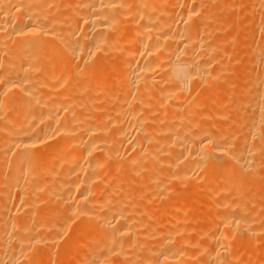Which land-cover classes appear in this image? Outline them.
<instances>
[{"label":"bare ground","instance_id":"6f19581e","mask_svg":"<svg viewBox=\"0 0 264 264\" xmlns=\"http://www.w3.org/2000/svg\"><path fill=\"white\" fill-rule=\"evenodd\" d=\"M205 1L189 0L188 8L182 4V9L174 10L175 5L172 10L165 2L158 7L152 3L154 0H0V264H45L37 251L41 247L43 253L45 245L49 260H55L53 253L59 251L54 244L59 248L61 244L56 241L68 230H72L71 238L61 248L81 249L85 238L88 246L90 243L84 248L86 251L82 249L76 264H201L203 260L207 264L256 263L252 253L256 252L257 243L264 241V226H257L261 220L256 217V212L260 213L256 207L251 206L254 214L244 209L247 202L243 193L249 192H244L245 187L260 191L259 194L264 191L261 181L255 177L258 185L254 184L253 176L250 177L264 166V17L263 24H257V37V32H252V48L245 46L244 52V71L252 73L257 69L252 66L258 67L246 81L241 100L245 107L253 103L254 114L243 116L237 127L238 123L231 124L237 122L238 115L229 122L210 115L203 121L200 118V127L193 125L197 117L194 111L198 109L188 97L226 72L224 59L232 55L237 41L236 32L218 36L222 10L217 9L216 13L212 9L215 7ZM114 33L122 35L123 40L115 41ZM243 35L250 36L245 32ZM257 41L259 50L253 48ZM116 59L120 64L113 68ZM113 71L121 78L118 84L111 79ZM234 83H228L232 87L229 96L236 92ZM218 87L209 91L221 97L225 92ZM217 100L221 103L220 98ZM187 101L192 105L191 111L194 108L192 113H196L194 120L190 113L181 114ZM155 105L158 110H153L159 114L152 117L153 110L146 107ZM193 126L200 129L189 132ZM236 136L244 137L241 145L236 143L239 147L233 144ZM181 166L184 169L180 170ZM149 168L160 172L148 179L157 187V194L169 190L166 179H190L195 184L209 176L222 178V182L215 179L207 185L208 191L218 195L229 191L232 196L227 200L220 199L221 194L220 198H211L209 204L215 210L205 223L200 221L202 216L196 219L198 212L196 217L188 212V201L181 203L187 209L179 207L176 211L165 209L167 205L153 207L150 202L137 208V199L147 187L141 181L139 188V178L146 174L142 170ZM230 169L235 175H229ZM133 170L137 174L141 170L142 176L137 177ZM195 186L199 188L198 184ZM126 187L133 190L123 194ZM43 191L49 202L59 198L56 201L62 204V208L54 205L59 207L56 210L43 209L44 206L39 209L46 210L44 214L49 216L54 213L50 218H41L53 222L38 223L49 222L46 226L57 230L46 233V238L41 235L43 229H39V234L32 230L34 226L38 229L37 225L32 229L30 225V219L36 217L31 211L41 205ZM29 212L31 218L27 217ZM145 215L147 219L141 223ZM163 216L169 220L167 224L162 219L165 225L155 227ZM148 220L157 221L154 228L148 226ZM192 220L215 228V232L205 236L200 248L196 246L203 242L194 244L189 233L187 238L179 239L185 231L198 227L193 222L195 226H189ZM145 226L147 230L140 232ZM235 236L239 242L233 246ZM89 238L96 240L92 244ZM185 243L196 248L189 244L188 248L183 247ZM127 248L137 251L132 254Z\"/></svg>","mask_w":264,"mask_h":264},{"label":"rangeland","instance_id":"374dc122","mask_svg":"<svg viewBox=\"0 0 264 264\" xmlns=\"http://www.w3.org/2000/svg\"><path fill=\"white\" fill-rule=\"evenodd\" d=\"M162 1V0H161ZM171 1V2H170ZM169 2L170 3H168L167 1L165 2V5H166V7L168 8V9H174L175 8V5H176V9H174V10H180V9H182L184 6H185V8H188L187 6H189L190 5V2H188L189 0H170ZM179 1V2H178ZM246 2V0H206L205 2L206 3H208L209 2V4H212V7L214 6L215 8H212L214 11H216L217 9V11H220V10H222L221 12H220V15L223 17L221 20H220V23L218 22L217 24L219 25H221V28H220V25L218 26L219 27V29H221L220 30V32H219V29H218V27H217V24H215L216 25V27H217V29H218V32H217V34H218V36L219 37H221L222 36V38H223V35L224 34H227V35H229V32H230V34H233V33H237L236 34V37H235V39L237 40H235L234 39V41H236L235 43H234V47L232 48V50H233V53H232V55H228V58H227V55H226V58L224 59L225 61H226V67H227V65H228V67H227V69H226V72H222L219 76H217L219 79H217V77L214 79L215 80V82L214 81H212L213 82V84L210 82V84L209 83H207V84H203L202 85V88H198V90H197V92L194 94V96L193 97H188V98H190V104L192 103L193 104V106H195L194 108L197 110V111H194V112H196V113H192V111L194 110V108H192V111H191V107H192V105H189V101H187L186 102V104H183V106H182V110L185 108V110H183V112L181 113V114H183V115H186V114H189L190 113V117L192 118V120H194V116L193 115H197V117L199 116V115H201V114H203V116H199V120H197L198 118L196 117V121L194 120V123H193V125H195V124H197V126H198V124L200 125V127H201V123H202V121L203 120H205L206 118H208V117H210V115H212L214 118L216 117V118H218V119H220V120H222V121H225V122H229V121H231L232 119H233V117H235V116H237V122H232V124L231 125H233V124H237L236 125V127L239 125V121L242 119V117L243 116H252L254 113V106H252L253 105V103L251 102L250 104H248V106L247 107H245L244 105L245 104H243L242 103V97H244V92L245 91H243L244 90V87H245V84H246V81L248 80V78H249V76L250 75H253L254 74V72H257V69H258V67H257V65H253L252 66V69H254L255 70V67L257 68L254 72H252V73H249V72H251V71H244V65H245V62H246V59H245V51H246V47H247V49H248V47L249 48H252V43H250L251 41H252V38H253V31L254 32H257V33H255V35L256 34H258V30L260 29H258L257 31H255L256 29H257V27H258V23H260L262 20H261V17H264V7L261 5V4H259V2H261V1H254V3H255V5L257 6H254V3L252 4V2L251 1H249V0H247V2L244 4V2ZM264 1V0H263ZM156 2V3H155ZM164 2L162 1L161 2V4H160V0H154V2H152V3H154L155 5H157L158 7H160L162 4H164ZM175 3L174 4V6H172V3ZM187 2V3H186ZM223 3L224 5L222 6V4H218V3ZM159 3V4H158ZM176 3H178V4H176ZM179 3H181V5H179ZM185 3V4H184ZM189 3V4H188ZM261 3H263L264 4V2H261ZM171 6H170V5ZM182 4L184 5V6H182ZM186 4H188V5H186ZM258 4V5H257ZM218 5V6H217ZM259 5H260V7H259ZM178 6V7H177ZM217 6V7H216ZM219 6H220V8H219ZM225 6V7H224ZM227 6V7H226ZM233 6V7H232ZM254 6V7H253ZM181 7V8H180ZM222 7H224V8H222ZM253 7V8H252ZM262 7V8H261ZM217 11H216V13H217ZM263 12V13H262ZM222 13V14H221ZM259 14V15H258ZM263 14V15H262ZM230 15V16H229ZM260 18V19H259ZM250 19H252V20H250ZM256 19H258V20H256ZM263 19V18H262ZM223 20V21H222ZM231 20V21H230ZM257 21V22H256ZM260 21V22H259ZM224 23V24H223ZM256 23V24H255ZM223 24V25H222ZM233 24V25H232ZM263 23L261 22L260 23V26L262 25ZM233 27H232V26ZM254 25H256V28H255V26ZM125 26V25H124ZM230 26V27H229ZM249 26H250V28H249ZM238 27V28H237ZM232 28V29H231ZM223 29V30H222ZM230 29H231V31H230ZM253 29V30H252ZM235 30V31H234ZM248 30H249V32H248ZM240 31V32H239ZM247 31V32H246ZM244 32L245 33H247V34H249L250 36H249V38L248 37H246V38H244L243 36V34H244ZM239 33V34H238ZM251 33V34H250ZM241 36V37H240ZM224 37H226L225 35H224ZM252 37V38H251ZM256 37H257V35H256ZM118 39L119 41H121V40H123V36L122 35H116L115 33H114V40L116 41V39ZM117 40V41H118ZM246 40V41H245ZM251 40V41H250ZM222 43V42H221ZM225 42H223L222 44H224ZM256 43V42H255ZM251 45V46H250ZM253 48H255V49H257V50H259L260 49V46H259V44H258V41H257V43L256 44H254L253 43ZM246 46V47H245ZM258 46V48H256ZM264 50V49H263ZM108 53H106L105 55L106 56H108L107 55ZM243 55H244V57H243ZM117 60V59H116ZM115 60V62H113V68L115 67V65L116 66H119V64L120 63H118L119 61L117 60L116 61ZM224 61V62H225ZM115 63H117V64H115ZM228 63V64H227ZM230 63V64H229ZM244 64V65H243ZM255 66V67H254ZM231 67V68H230ZM118 69V68H117ZM114 70H116V69H114ZM228 70V71H227ZM241 70V71H240ZM225 71V70H224ZM253 71V70H252ZM115 72H117V70L115 71ZM246 72V73H245ZM248 72V73H247ZM216 73V72H215ZM238 73H240V74H238ZM242 74V75H241ZM248 75V76H246V75ZM111 75V74H110ZM114 75V76H113ZM222 75V76H221ZM238 76V77H237ZM245 76V77H244ZM112 77V78H111ZM111 79L113 80V83H115V84H118L119 83V81H120V77H119V74H117L116 75V73H114V71L112 72V75H111ZM116 77H118V79L116 78ZM220 77H222V78H220ZM237 77V78H236ZM116 78V79H115ZM120 78V79H119ZM111 79L109 80V81H111ZM220 79H221V81H220ZM244 79V80H243ZM117 80V83L115 82ZM225 80V81H224ZM102 81L103 80H101V84H102ZM216 81H217V83H216ZM220 83H219V82ZM229 81H234L235 83H234V85L236 86H234V88L233 89H235V93H233L232 95H228V92L231 90L232 91V87L231 86H229L228 85V83H229ZM224 82V83H223ZM104 83V82H103ZM226 83V84H225ZM95 84V83H94ZM93 83H92V85H94ZM216 84V85H215ZM218 84V85H217ZM224 85V87L222 86L221 87V85ZM243 84H244V86H243ZM214 86V87H213ZM219 86V87H218ZM209 87V89H207ZM215 87H218V89L219 88H221V90L220 91H222V89H224L222 92H225V93H222V94H224L223 96L221 95V97H219L217 94L216 95H214V94H212L211 93V91L213 90V89H215L216 90V88ZM227 87V88H226ZM204 88V89H203ZM211 89V91H209ZM217 89V90H218ZM250 89V92L251 91H253V88H249ZM199 91V92H198ZM214 91V90H213ZM212 91V92H213ZM227 91V92H226ZM208 92V93H207ZM217 92H219V91H217ZM197 93H199V94H197ZM215 93V92H214ZM210 94H212V95H210ZM219 94H220V92H219ZM196 95V96H195ZM208 95V96H207ZM210 95V96H209ZM225 95H226V98H225ZM213 96H215V99H214V97ZM217 96H218V98H217ZM228 96V97H227ZM229 97H231V99H233V101H235V100H237V102H232V100H230V98ZM192 98V99H191ZM220 98V102L221 103H219V100H217V99H219ZM228 98V99H227ZM194 99V100H193ZM235 99V100H234ZM187 100H189V99H187ZM215 100V101H214ZM224 100V101H223ZM212 101V102H211ZM224 102V104L226 103V105H223V102ZM197 102V103H196ZM206 102V103H205ZM215 102H218L220 105H222V106H218V103H215ZM232 102V103H231ZM187 103H188V105H187ZM215 103V104H214ZM228 103V104H227ZM239 103V104H238ZM212 104V105H211ZM231 104H232V106H231ZM242 104H243V106H242ZM185 105H186V107H185ZM197 105H199V106H197ZM208 105V106H207ZM215 105H217L216 107H217V109H216V107H215ZM237 105V106H236ZM156 106V107H155ZM155 106H152V107H146L147 108V110H158V109H156L158 106L157 105H155ZM196 106L198 107V108H196ZM210 106V107H209ZM154 107V108H153ZM160 107V106H159ZM190 107V108H189ZM215 107V108H214ZM252 107V108H251ZM146 108H144L145 110H146ZM189 108V109H188ZM205 108V109H204ZM214 108V109H213ZM218 108L219 109H222V110H220V112H219V110H218ZM211 109V113L209 112V110ZM216 109V110H215ZM245 109V110H244ZM154 110L151 112V116L152 117H154V116H156L157 117V114H159V112H157V111H155L154 112ZM154 112V113H153ZM213 112V113H212ZM214 113H215V116H214ZM217 113L219 114L218 116H220V117H218V116H216L217 115ZM244 113V114H243ZM228 114V115H227ZM233 114H235L234 116H233ZM195 115V116H196ZM221 116H223L224 118L225 117H229V119L227 120V118L226 119H224L223 117L221 118ZM200 118L202 119V121L201 122H198V121H200ZM231 118V119H230ZM234 125V126H235ZM182 126V125H181ZM184 126V125H183ZM183 126L182 127H180V130H183L184 128H183ZM196 126V130H195V126H193V127H190V130H189V132L190 131H197V130H199L200 129V127L198 128ZM193 128V129H192ZM215 130H216V128H214ZM179 130V131H180ZM215 130H213V131H215ZM193 131V133H195ZM263 131V130H262ZM181 132V131H180ZM263 133H264V131H263ZM241 137H243V136H241ZM241 137H234L233 139V144H235L236 145V143H238V144H242L243 143V139H244V137H243V139L241 138ZM239 138H241V139H239ZM236 139V140H235ZM241 140V142L239 143V141ZM235 142V143H234ZM238 144L236 145V147L238 146ZM234 145V146H235ZM232 146V145H231ZM233 146V147H234ZM236 147H234V148H236ZM239 147V146H238ZM256 157H258V156H256ZM260 157H261V154H260ZM259 158V157H258ZM257 158V159H258ZM263 159V157H261V158H259V163H260V161ZM260 165H261V163H260ZM184 166V165H183ZM183 166H181L180 167V170H182V169H184V167ZM257 167H259V165H256ZM256 166H254V167H256ZM262 166V165H261ZM260 166V167H261ZM259 167V168H260ZM262 167H264V166H262ZM262 167L259 169H257V171L258 172H260V173H258V175H257V173H254V175L253 174H251V176L250 177H252V179H251V181H253V183L255 182V177H256V181L257 182H259V181H261L260 183H262V187H264V171H262V170H264V168L262 169ZM147 168V167H146ZM182 168V169H181ZM233 170H236V168L235 167H231ZM235 168V169H234ZM150 170H147V169H143L142 171L143 172H146V174L144 173V176H145V178H144V176H142L141 174H139V173H141V170L138 172V174L136 173V171L135 170H133L135 173H133L132 171V173L130 172L129 174H132L133 176H142V177H140L139 179H141V180H139V179H137V177H135V180H139L140 181V183H139V186H137V188L139 187V188H141V181H142V185H147V187H146V189H144L145 191H143L142 192V190H141V192L142 193H147L146 194V196L148 197V198H146V196H143V194L141 193V195L139 196L140 198H143V197H145L146 198V201L144 200V201H142L143 199H141V201H140V198L139 199H137V202H139V203H136V207L138 208L139 206L140 207H143L144 205H147L149 202V205H154L153 207H155L156 206V208L157 207H165L166 205V208L165 209H167V210H169V211H176V209H178L179 207H182V209L184 208L183 206L185 205V204H188V206H190V211H188L190 214H192L193 216L196 214V212H198L196 215H197V217H196V215L194 216V217H196V219L198 218V217H200V219H201V216H202V219L200 220V221H203L204 223H205V221H208L207 219L209 218V216H210V214H211V212L212 211H214L215 209V207H213V206H211L209 203H210V200H211V198H213V197H215L216 195L219 197V195L221 194H215V192H213V191H208L207 190V185H209L212 181H215V179H216V181H219V182H222L221 181V179L220 180H217L219 177H217V178H215V179H212L211 177H209V176H205V177H201L202 179H201V181H196V185L198 184L199 186V188H197V186H195V184L192 182V181H190V179H189V181L188 180H174V179H172V182H169V181H171V180H169V181H167V179H166V183L168 182V186H169V190H166V191H168V194H167V192L166 191H164L163 193L161 192V193H159V194H157L156 193V190L158 191V189H157V187L155 188V186H154V183L152 182V181H149L148 179L152 176V177H154L155 175H157V173H160L159 172V169L157 168H149ZM151 169H153V170H151ZM145 170H147V171H145ZM154 170H155V172H154ZM237 171V170H236ZM239 171V170H238ZM238 171H237V175H241V176H243L242 174H240V173H238ZM142 172V173H143ZM225 172V171H224ZM232 171H231V169L229 170V172L228 173H230L229 175H235V174H233V172H235V171H233L232 173H231ZM152 173V174H151ZM223 173V172H222ZM228 173H226V177H225V180L226 179H228L227 177H228ZM236 173V172H235ZM135 174V175H134ZM220 176H221V174H220ZM258 176H260V177H258ZM50 177V176H49ZM126 177H128V175L126 176ZM146 177H147V179H146ZM221 177H224L223 176V174H222V176ZM229 177H231V176H229ZM247 177H249V176H247ZM249 177V178H250ZM257 177H258V180H257ZM46 178L48 179V176H47V174H46ZM129 178H131V176H129ZM133 178V177H132ZM131 178V179H132ZM234 178V177H233ZM254 178V179H253ZM261 178V179H260ZM262 178H263V181H262ZM50 179H52L51 177H50ZM143 180H145V181H143ZM192 180V179H191ZM200 180V179H199ZM233 180H236V178L235 179H233ZM184 181H186V182H184ZM194 181V180H193ZM224 181V180H223ZM150 182V183H149ZM164 182V184H165V188H167V184ZM195 182V181H194ZM236 182V181H235ZM148 183V184H147ZM152 183V184H151ZM170 183V184H169ZM152 185V187H151V185ZM254 184H257L256 182L254 183ZM204 185V186H203ZM258 185V184H257ZM145 186H143V187H145ZM201 186V187H200ZM48 187V186H47ZM149 187V188H148ZM128 188V189H127ZM132 187H126V188H124L125 189V191L124 192H122L123 194L124 193H126V190H129V189H131ZM244 188V187H243ZM243 188H240L241 189V191L242 190H244ZM6 189V188H5ZM123 189V190H124ZM149 189V190H148ZM245 189H246V191L244 190V192H247V190L250 192H247L248 194L246 195V193H243V198L245 197V199L247 198H249L248 199V201H245V199H244V202H247L245 205H246V207H245V205H244V209H246V208H248V209H250V211H252L253 209H252V207L251 206H253L254 208L256 207V210L255 211H259L260 213L259 214H257L258 212H256V217H257V219L258 220H261L259 223H260V225H259V223L257 224V226H264V218H263V216H264V191H261V193L259 194V192L260 191H255L254 189H252V188H250V187H245ZM250 189H251V191H250ZM122 190V191H123ZM132 190H133V188H132ZM253 190H254V192H253ZM131 191V190H130ZM152 191H153V194H152ZM162 191H163V189H162ZM240 191V192H241ZM129 192V191H128ZM132 192V191H131ZM130 192V193H131ZM148 192H151V193H148ZM154 192H155V194H154ZM166 192V193H165ZM229 192V191H228ZM228 192H226L225 194L224 193H222L221 195H220V199H223V197H224V199L223 200H225V198H226V200L227 199H230V196H232V195H230ZM263 192V193H262ZM129 193V194H130ZM164 193L166 194V195H164ZM231 193V192H230ZM253 193L255 194L254 196H255V198H254V196H253ZM43 194L46 196V194H45V192L43 191ZM43 194H42V200H43V202H42V200L41 201H39V203L41 202V205L39 204V206H38V208H35V209H33V210H35L36 211V214H35V211H31V212H33L34 213V215L36 216V217H32L31 215H30V212L27 214V217H32V218H36L35 220L34 219H32L31 217V221H32V223H33V225H32V223L30 224L31 225V229H32V226H34V225H37V227H38V229H35L36 228V226H34V229H32V230H35V231H37V233L39 232V229H40V232H41V230L43 229V232L41 233V235H42V237L45 235V238H46V236L47 237H49L46 233H50V234H52V233H54L55 231H57L56 229H50L48 226H46L47 224H49V222H46L47 224L46 225H38V223L39 224H42L44 221H51V222H53L54 220H41V218L43 217V215H47L46 216V218H48V216H49V213L47 214H44L45 212H46V210H44V211H39V209H40V207L41 206H44V208L43 209H50V210H56V209H58L59 207L60 208H62V204H61V201L59 202V201H56V200H58L57 198H56V200H53V198H52V201H51V199H50V201L51 202H49L48 201V197H47V199H46V201L44 202V200H45V196H43ZM151 194H152V196H151ZM161 194H163V195H161ZM174 194L176 195V196H174ZM229 194V195H228ZM232 194V193H231ZM153 195L155 196L154 198H152L153 197ZM159 196L158 198H159V200H158V198L156 197V196ZM227 195L229 196V198L227 197ZM246 195V196H245ZM142 196V197H141ZM162 196V197H161ZM171 196H172V198H174V199H176V200H174V199H172L171 198ZM174 196V197H173ZM257 196V197H256ZM259 196V197H258ZM0 197H1V194H0ZM151 197V198H150ZM150 198V199H149ZM232 198V197H231ZM252 198H254V199H252ZM152 199V200H151ZM171 199L173 200L172 202H171ZM186 199V200H185ZM59 200H61V199H59ZM139 200V201H138ZM153 200H155L154 202H152ZM251 200L252 201H254V202H251ZM47 201H48V203H47ZM53 201H55V204H54V202ZM158 201H161V202H158ZM186 201H188L189 203H185ZM58 202V203H57ZM43 203V204H42ZM53 205H51V204ZM132 203H134V200H132L131 201V204ZM162 205V206H159L160 204ZM172 203V204H171ZM181 203H185V204H181ZM248 203H249V205H248ZM45 204L48 206V208H46L45 207ZM51 206H50V205ZM56 204H58L59 205V207H58V205L56 206V208L54 207V205H56ZM170 204V205H169ZM257 204V205H256ZM151 205V206H152ZM183 205V206H182ZM202 205V206H201ZM242 205H243V203H242ZM255 205V206H254ZM50 206V207H49ZM175 206H176V208H175ZM186 206V205H185ZM188 206H186V207H188ZM201 206V207H200ZM262 206V207H261ZM52 207H54V208H52ZM200 207V208H199ZM241 207V206H240ZM249 207H251V208H249ZM155 208V209H156ZM174 208V210H172ZM222 207L221 206H219V208L218 209H221ZM242 208V209H243ZM42 208L40 209V210H43ZM184 209H187V208H184ZM189 209V208H188ZM205 209V210H204ZM209 209V210H208ZM223 209H225L224 207H223ZM222 209V210H223ZM247 209V210H248ZM259 209V210H258ZM38 210V211H37ZM179 210V209H178ZM199 210H201V212L199 211ZM244 212H246L245 210H243ZM255 211H252L251 213H255ZM43 212V213H42ZM50 212V211H49ZM55 212V211H54ZM194 212V213H193ZM208 212V213H207ZM247 212H249V210L247 211ZM32 213V214H33ZM51 214H50V216H49V218L50 217H52V215L54 214V213H52V212H50ZM250 213V212H249ZM253 213V214H254ZM28 215H30V216H28ZM37 215H39V216H37ZM40 215H42V216H40ZM200 215V216H199ZM258 215H261V217L260 216H258ZM169 216V215H168ZM167 215H166V217L167 218H169ZM144 218H142V220H140L141 221V223H145V219H147V218H145V217H147L146 215L145 216H143ZM165 216H163V217H161L159 220H157L158 221V223L159 224H157V226H155V223L157 222L156 220H154V222L152 223L151 222V220H148L149 221V227H152V228H154V226L155 227H159V226H163V224H164V222L166 223L167 221H169L168 219H165L166 218ZM207 217V218H206ZM45 218V217H44ZM261 218H263V219H261ZM144 219V220H143ZM163 219V223H161V220ZM204 219V220H203ZM29 220V219H28ZM30 220H29V223H30ZM34 220V221H33ZM153 221V220H152ZM197 221V222H196ZM199 220H192L191 221V223H189V226H191V227H194L195 225H193L194 223L196 224V227L197 228H194L193 230H192V232L191 231H185V235L183 236L182 234V236H180V238L179 239H184V238H187L188 237V235L186 236V233L188 234H191V236H190V240L191 239H193L194 238V241L193 240H191V242L193 241L194 242V244L198 241V243H199V241L200 242H203V243H199L200 245H198V246H196V247H201V245L202 244H204V238L206 239V237H207V235L208 234H211V233H213V232H215L214 230H215V228L213 227V226H211V225H201ZM25 222H26V220H25ZM37 222V223H36ZM42 222V223H41ZM50 222V223H51ZM192 222H193V224H192ZM202 222V223H203ZM169 223V222H168ZM27 225H29L28 223H26ZM167 224V223H166ZM192 224V225H191ZM152 225V226H151ZM165 225V224H164ZM201 225V226H200ZM40 226V227H39ZM46 228H45V227ZM82 227H83V225H82ZM48 228V229H47ZM145 229V230H144ZM139 230H141V228H139ZM147 230V227L145 226V227H142V230L140 231V232H145ZM211 230H212V232H211ZM69 231H72V230H68L67 232H66V234H68V235H66V234H63L62 236V239L61 240H58V241H56V243L58 244V245H66V244H64V243H66V240H67V242L70 240V238H71V236L69 235V234H71V232H69ZM40 232H39V234H40ZM210 232V233H209ZM238 233V232H237ZM239 235H240V233H238ZM242 234V233H241ZM67 237H66V236ZM234 235H235V233H234ZM52 236H54V235H52ZM70 236V237H69ZM186 236V237H185ZM204 236V237H203ZM206 236V237H205ZM236 236H238L237 234H236ZM236 236L234 237V240L236 239ZM241 236V235H240ZM244 236V233L242 234V236L241 237H243ZM246 236V235H245ZM66 237V239H64ZM183 237V238H182ZM44 238V237H43ZM91 239H92V237H90ZM90 238H89V242H91L92 244H93V242L96 240H92V241H90ZM86 239V238H85ZM83 240V242L85 241V243H83L84 244V246H83V248H81V249H70V250H68V249H66L65 248V246L63 247L62 246V248H61V245L59 246V248L56 246V244H54V248L55 249H58V251L59 252H55V253H53V255H55L54 257H55V260H54V258L53 259H50L52 262H53V264H76V262H77V258H78V256L81 254V252L83 251L82 249H87L89 246H90V243H89V246H88V244H87V242H88V240ZM237 239H239L240 240V237L239 238H237ZM201 240H203V241H201ZM234 240H232V242L234 241ZM87 241V242H86ZM125 241V240H124ZM239 241H237V240H235V242H233V246H234V244H237ZM55 243V242H54ZM87 244V245H86ZM184 244V243H183ZM186 245H184L183 247H185V246H187L186 248H188V245L187 244H189V243H185ZM190 245H193V244H189V246ZM197 245V244H196ZM40 246H42V245H40ZM39 246V247H40ZM193 247H195V245H193V246H190V248H193ZM195 247V248H196ZM43 248V247H42ZM45 248H46V250H45ZM189 248V249H190ZM40 250H41V247L39 248ZM37 250L40 254L39 255H41L42 256V259L45 261V264H48L47 262H49L50 260H49V258L50 257H48V253H46V252H48L49 250V248L45 245L44 246V252L46 253L45 254V256H46V259H48V260H46V259H44V252L42 253L40 250ZM84 249V250H85ZM128 249V248H127ZM130 249H131V251H130ZM133 249H134V247H133ZM132 248H129L128 249V251H130L132 254H134L133 252H135V251H137V249H135V250H133ZM139 250V249H138ZM55 251V250H54ZM61 251V252H60ZM65 251V252H64ZM69 251V252H68ZM86 251V250H85ZM67 252V253H66ZM43 255H42V254ZM137 253H140L139 251L137 252ZM59 254V255H58ZM256 254V255H255ZM36 255H38L37 253H36ZM38 255V256H39ZM61 255V256H60ZM62 255H64L63 257H62ZM59 257H60V259H59ZM68 257H69V259H68ZM73 257V259H71ZM252 257H254L253 258V261H254V259H255V261L254 262H256L257 264H261V262L263 263L264 262V241L263 242H258L257 243V250H256V252L254 253H252ZM38 258V257H37ZM41 258V257H40ZM132 258V257H131ZM256 258L259 260V262H258V260L256 261ZM39 259V258H38ZM120 259V260H119ZM72 260H74V261H72ZM117 260H119V262L120 261H122L121 260V258L120 257H117ZM116 260V261H117ZM197 261V259H195V261L194 262H196ZM52 262L50 263V264H52ZM118 262V261H117ZM118 262V263H119ZM193 262V263H194ZM206 261L205 260H203L202 262H201V264H204ZM235 262V261H234ZM240 261H238V264H240L239 263ZM255 263V264H256ZM119 264H121V262L119 263ZM123 264V263H122ZM128 264V263H127ZM205 264H207V262L205 263ZM235 264H237V262L235 263Z\"/></svg>","mask_w":264,"mask_h":264}]
</instances>
